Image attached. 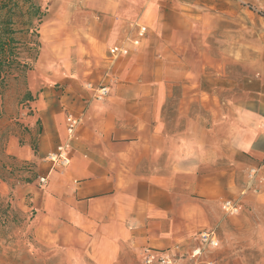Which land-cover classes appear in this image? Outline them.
<instances>
[{
	"label": "crops",
	"instance_id": "1",
	"mask_svg": "<svg viewBox=\"0 0 264 264\" xmlns=\"http://www.w3.org/2000/svg\"><path fill=\"white\" fill-rule=\"evenodd\" d=\"M81 2L102 12V19L88 13L72 15L73 9L65 5L59 8L55 25L49 24L53 21L49 17L40 19L39 34L45 29L40 42L42 37L49 42L46 56L38 59L35 77L27 75L26 81H18L24 90L14 120L21 135L10 138L6 153L26 170L12 184L0 179V197L10 199L14 208L30 217L5 226L0 216V246L12 244L14 238H4L12 226L10 230L25 231L31 237L30 245L58 249L61 258L57 260L64 264H141L143 246L167 251L176 259L180 248L168 247L189 238L200 226L199 216L208 211L197 201L179 202L178 182H187L181 188L206 200L222 197L232 179L222 180L213 173L201 176V169L219 161L224 141L238 153L239 117H247L231 106L226 107V122L212 116L207 125L205 113L220 108L208 105L207 97L188 93L192 87L201 91L206 63L200 62L197 71L187 67L185 59L177 58L168 47L159 54L161 46L152 44L150 37L133 47L137 27L129 34V25L119 19L132 15L136 1L130 0L125 8L112 0ZM150 2L145 1L142 14L149 4L150 17L157 18ZM46 4L47 0L30 2L40 11ZM142 14L139 19L150 23ZM69 21L71 30L65 24ZM114 45L128 47L129 54L111 59L108 48ZM53 54L63 55L60 62ZM46 68L58 73L46 80L39 75L46 74L40 72ZM179 82L183 93L176 97L172 88ZM88 83L107 85V97L94 99L86 89ZM197 100L195 118L190 111ZM67 114L81 118L70 164L53 169L47 183L40 185L39 177L48 170L45 155L66 139ZM255 132L247 127L242 147L251 146ZM176 221L181 226L176 227Z\"/></svg>",
	"mask_w": 264,
	"mask_h": 264
},
{
	"label": "rangeland",
	"instance_id": "2",
	"mask_svg": "<svg viewBox=\"0 0 264 264\" xmlns=\"http://www.w3.org/2000/svg\"><path fill=\"white\" fill-rule=\"evenodd\" d=\"M112 1H119V6L122 4L123 7L130 5V0ZM134 1L136 6L131 7L132 15L118 17L119 23L129 25V34L141 24L147 28L145 38L150 37L152 44L161 46L159 54L162 48L168 47L177 58L185 59L187 67L196 71L200 62L206 63L204 76L200 78L201 91L192 87L188 93L207 97L208 105L220 108L213 114L209 110L205 113L207 125L212 116L226 122V107L233 106L240 115L247 117H239L238 126L242 133H239L238 153L227 148L229 142L224 141L225 148L220 151L219 161L201 169V176L213 173L222 180L232 179L233 184L224 188L222 197L206 200L193 190L181 188L188 185L187 182H178L179 202L197 201L208 211L199 216L200 226L189 238L168 249L178 245L180 252L175 257L177 263L182 264H264V0ZM145 1L154 4L157 18L150 17L149 4L142 14ZM30 2L33 0H0V179L11 184L21 179L26 170L21 161L6 153L10 138L21 135V127L14 120L17 107L22 105L18 99L24 90L18 81H26L27 75L35 77L36 70L39 71L38 61L46 56L48 38L42 37L43 48L39 39L45 31L41 29L39 34L42 20L49 17L53 20L49 24L55 25L56 14L64 5L73 9L72 15L88 13L92 18L102 19V12L84 6L81 0H47L42 11L36 10ZM37 14H40L39 18L35 17ZM141 14L150 23L141 21ZM65 24L68 30L72 29L71 21ZM62 56L53 54L52 58L60 62ZM40 72L46 73L39 74L41 77L50 80L58 70L46 68ZM182 85L179 82L173 86L172 93L176 97L183 93ZM174 105L176 108L177 101ZM190 113L192 117L198 116V100L191 103ZM248 126L255 128L256 132L251 146L246 148L242 147V142L244 144ZM223 140H227L225 134ZM230 152L233 154L232 165ZM251 173H254L253 180L250 179ZM228 200L238 208L234 215L222 210V203ZM0 216L4 217L7 226L12 221H27L30 213L24 217V212L14 208L10 199L0 197ZM181 224L176 221V227ZM10 228L5 230L4 238L14 240L10 245L0 246V264H64L57 260L61 258L58 249L30 245L31 237L28 238L25 231ZM210 231H214L218 239L215 247L205 245L200 238L201 233ZM24 241L28 243L24 244ZM145 247L152 248L143 246L142 249ZM196 251L198 256L192 258Z\"/></svg>",
	"mask_w": 264,
	"mask_h": 264
},
{
	"label": "built area",
	"instance_id": "3",
	"mask_svg": "<svg viewBox=\"0 0 264 264\" xmlns=\"http://www.w3.org/2000/svg\"><path fill=\"white\" fill-rule=\"evenodd\" d=\"M135 37L131 40L133 47H139L142 39L146 34V27L137 25ZM130 50L124 45H114L108 48V54L111 59L116 60L119 57L127 56ZM86 89L92 92L94 99L103 100L107 97L109 90L107 85H94L92 83L86 84ZM81 124V118L73 114H67L65 117V131L66 139L63 143L56 146L54 151L47 153L44 157L45 162L48 163L47 174L39 177V184L45 185L47 183V175L56 168H65L70 164V153L72 150V142L76 137L78 127ZM255 172V171H252ZM254 173L250 174V179L253 180ZM222 210L229 215L237 213L238 208L232 201H224L222 203ZM201 241L210 247L218 245V239L214 231L203 232L200 234ZM198 251L192 254V258L198 256ZM176 259L173 255L164 250H156L153 248L145 247L142 249V262L141 264H176Z\"/></svg>",
	"mask_w": 264,
	"mask_h": 264
},
{
	"label": "bare ground",
	"instance_id": "4",
	"mask_svg": "<svg viewBox=\"0 0 264 264\" xmlns=\"http://www.w3.org/2000/svg\"><path fill=\"white\" fill-rule=\"evenodd\" d=\"M46 38V37H45Z\"/></svg>",
	"mask_w": 264,
	"mask_h": 264
}]
</instances>
